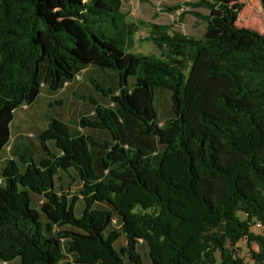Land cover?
I'll list each match as a JSON object with an SVG mask.
<instances>
[{
	"label": "trees",
	"instance_id": "16d2710c",
	"mask_svg": "<svg viewBox=\"0 0 264 264\" xmlns=\"http://www.w3.org/2000/svg\"><path fill=\"white\" fill-rule=\"evenodd\" d=\"M97 1L63 0L57 28L41 0H0V264H264V32L240 0H195L161 9L202 36L151 23L143 55L144 22ZM80 79L90 135L49 116L36 147L13 136Z\"/></svg>",
	"mask_w": 264,
	"mask_h": 264
},
{
	"label": "rangeland",
	"instance_id": "374dc122",
	"mask_svg": "<svg viewBox=\"0 0 264 264\" xmlns=\"http://www.w3.org/2000/svg\"><path fill=\"white\" fill-rule=\"evenodd\" d=\"M40 12L46 16L55 27L64 24H71L73 19L70 16L63 15V0H41ZM82 3L97 4V0H75ZM195 0H123V12L127 21L144 22V26L134 35L135 43L132 52L138 54L156 53V49L151 42L144 40L148 36V24L155 23L167 26L170 31L187 33L196 38L202 36L203 23L197 21L190 14L185 13L183 20L178 21L179 12H187L189 8L181 7L173 14L162 11L161 7L174 4H185ZM243 4L242 10L238 16L237 25L244 28L264 32V11L261 9L258 0H240ZM84 84L80 80H75L66 89L55 95H50L44 90L40 93L34 104L30 107H23L16 111L13 122V136L26 137V144L36 147V141L32 136L35 131L45 128L46 119L51 116L60 121L70 124L74 131L82 132L85 135L91 133L82 130L74 125L80 117L84 116L88 107L75 97V94H85ZM164 103V101H163ZM7 155H5L6 157ZM2 164V161H0ZM253 231L260 233V227L254 226ZM124 239L120 237L117 242V248L124 246ZM241 249V255H246L244 242L238 245ZM246 261H248L246 259Z\"/></svg>",
	"mask_w": 264,
	"mask_h": 264
}]
</instances>
